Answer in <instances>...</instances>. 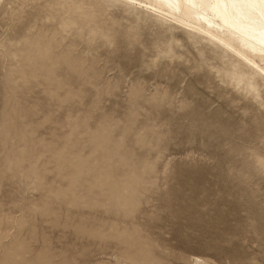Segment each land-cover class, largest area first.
Segmentation results:
<instances>
[{"label": "rangeland", "instance_id": "rangeland-1", "mask_svg": "<svg viewBox=\"0 0 264 264\" xmlns=\"http://www.w3.org/2000/svg\"><path fill=\"white\" fill-rule=\"evenodd\" d=\"M80 4L0 0V264H264V79Z\"/></svg>", "mask_w": 264, "mask_h": 264}, {"label": "bare ground", "instance_id": "bare-ground-1", "mask_svg": "<svg viewBox=\"0 0 264 264\" xmlns=\"http://www.w3.org/2000/svg\"><path fill=\"white\" fill-rule=\"evenodd\" d=\"M129 4L196 30L264 79V67L251 56L264 61V0H136Z\"/></svg>", "mask_w": 264, "mask_h": 264}, {"label": "clouds", "instance_id": "clouds-1", "mask_svg": "<svg viewBox=\"0 0 264 264\" xmlns=\"http://www.w3.org/2000/svg\"><path fill=\"white\" fill-rule=\"evenodd\" d=\"M121 3H130L129 0H81V4L78 5L84 9H98L103 10L104 8L117 7ZM57 6H67V3L64 5Z\"/></svg>", "mask_w": 264, "mask_h": 264}, {"label": "snow or ice", "instance_id": "snow-or-ice-1", "mask_svg": "<svg viewBox=\"0 0 264 264\" xmlns=\"http://www.w3.org/2000/svg\"><path fill=\"white\" fill-rule=\"evenodd\" d=\"M129 2L135 4L136 0H129Z\"/></svg>", "mask_w": 264, "mask_h": 264}]
</instances>
